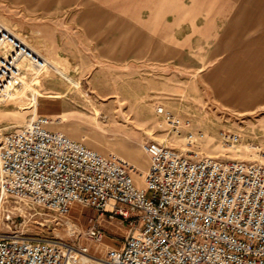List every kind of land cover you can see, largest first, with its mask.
<instances>
[{
  "label": "rangeland",
  "instance_id": "rangeland-1",
  "mask_svg": "<svg viewBox=\"0 0 264 264\" xmlns=\"http://www.w3.org/2000/svg\"><path fill=\"white\" fill-rule=\"evenodd\" d=\"M42 1L50 0H0V23L54 66L36 86L29 78L22 91L0 99V132L42 114L102 154L146 158L140 144L155 140L264 163V0ZM108 8L137 18L139 38L169 44L172 59L111 58L114 43L132 36L98 34L114 22L105 18ZM85 11L97 19L78 17ZM221 132L238 134V143L226 147ZM91 224L102 229V241L81 242L100 256L130 230L120 217L77 203L60 217L0 197V230L69 239L70 229Z\"/></svg>",
  "mask_w": 264,
  "mask_h": 264
},
{
  "label": "built area",
  "instance_id": "built-area-1",
  "mask_svg": "<svg viewBox=\"0 0 264 264\" xmlns=\"http://www.w3.org/2000/svg\"><path fill=\"white\" fill-rule=\"evenodd\" d=\"M49 70L45 57L0 23V99ZM56 121L32 115L0 132V197L60 217L77 203L120 217L130 230L101 256L81 242L102 241L96 224L70 229L69 239L0 230V264H264V163L147 140L141 148L150 165L138 186L133 164L51 130ZM221 138L228 148L239 141L236 133Z\"/></svg>",
  "mask_w": 264,
  "mask_h": 264
},
{
  "label": "crops",
  "instance_id": "crops-1",
  "mask_svg": "<svg viewBox=\"0 0 264 264\" xmlns=\"http://www.w3.org/2000/svg\"><path fill=\"white\" fill-rule=\"evenodd\" d=\"M44 2L49 3V2H55V1L50 0V1H44ZM44 2L42 1L41 3H44ZM106 11H107V13H105V18L109 19L111 21L114 20V22L112 23V26L109 28L108 31H104V32L100 31L98 34H101V35L107 34V35H111V36H124V35L125 36H132V38H130L129 41H127L125 43H114L113 47L109 50L110 53H112L111 58H114V60L120 61L123 58L136 60V59H139L140 56H147V57H150L151 60L156 61V62H166V61H169L172 59L171 57H172V53H174V51L172 50V46H170L169 44L162 42L161 44L159 43V45L156 46L154 41H150V40L146 41V40H143L142 38L141 39L139 38V26H138L137 18H135V17L131 18L128 16H123L122 14L116 13V10H115V13L113 15L112 14L113 13L112 8H108V9H106ZM83 14H84L83 17H82V15H80L78 17H80L81 19H88L89 21H92L91 19H97V17L94 16L90 11L89 12L85 11ZM89 33H91V32H89ZM39 77H40V75L38 76V78ZM38 78L33 79V80H36V82H35L36 84H37V80L40 81V79H38ZM74 85H76V84H74ZM40 115H42V114H40ZM55 119L57 120L58 118H55ZM56 122H58V120ZM53 125H54V123L49 126V128L51 130H57V131L62 130V127H55ZM58 129H60V130H58ZM75 140H77V139H75ZM78 141H80V140H78ZM80 142H82V141H80ZM140 147H141V144H140ZM106 154H108V153H106ZM144 154H145L147 160L142 155V153L139 151L135 155L131 154L130 152H126V153H124V156L126 158H123V157H121V158L126 160V161H127V159L130 160L131 162H129V161H127V162L133 164L136 167V171H137V169H139V170H141L142 173H144L148 170L149 165H150L149 156L145 152H144ZM141 174L132 173L134 182L138 186H143V179H142Z\"/></svg>",
  "mask_w": 264,
  "mask_h": 264
}]
</instances>
